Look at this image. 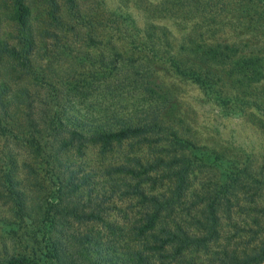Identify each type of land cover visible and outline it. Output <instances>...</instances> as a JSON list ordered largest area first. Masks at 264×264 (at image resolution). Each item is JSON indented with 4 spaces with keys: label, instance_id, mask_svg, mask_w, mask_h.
I'll list each match as a JSON object with an SVG mask.
<instances>
[{
    "label": "trees",
    "instance_id": "16d2710c",
    "mask_svg": "<svg viewBox=\"0 0 264 264\" xmlns=\"http://www.w3.org/2000/svg\"><path fill=\"white\" fill-rule=\"evenodd\" d=\"M43 1L49 27L36 35L24 0H0L15 31L13 44L0 34V139L24 148L0 150V180L22 229L14 238L30 242L7 264H264V167L165 123L174 103L158 78L176 75L204 98L244 109L260 105L250 81L262 59H245L226 42L164 47L150 22L141 46L129 38L127 53L118 48L119 23L134 27L129 13L102 18L100 32L79 0ZM225 1L247 23L264 25V0ZM106 29L121 36L106 38ZM121 89L144 94L135 117L103 107L99 92ZM91 146L100 159L86 169ZM115 198L133 204L123 226L109 217ZM69 220L86 230L65 227Z\"/></svg>",
    "mask_w": 264,
    "mask_h": 264
},
{
    "label": "rangeland",
    "instance_id": "374dc122",
    "mask_svg": "<svg viewBox=\"0 0 264 264\" xmlns=\"http://www.w3.org/2000/svg\"><path fill=\"white\" fill-rule=\"evenodd\" d=\"M3 1L4 5L9 2V0ZM79 2L85 8L84 12L87 16L94 19L97 27L102 18H113L112 13L115 10L130 14L134 27L119 23L125 41H119L118 48L127 53L134 52L126 44L129 38L134 36L137 45L141 46L142 41H139V38L142 36L145 38L144 23L150 22L155 25V32L161 34L159 38L161 46L163 44L164 47L169 48L186 43L212 46L214 43L226 42L227 45L238 44L241 53L245 54V59L260 58L264 62V25L254 27L252 22V25L247 23L238 12L228 11L230 5L225 0H196L195 4L185 5L180 4V0H79ZM155 2L159 4L147 7V4ZM24 3L30 8L29 19L35 25V34L40 35L43 28L49 27L45 22L46 4L43 0H24ZM4 12L5 10H2L0 16L1 19L3 18L0 34L13 44L11 37L15 31L11 22L4 19ZM214 12L220 14L219 19L216 15V22L206 25L205 17ZM98 30L101 32V26ZM104 35L106 38L121 36L118 32L109 29L105 30ZM41 40L39 44L45 43L48 50H51L50 41L42 38ZM43 49L38 50L40 56L44 54ZM140 63L145 68V63ZM258 72L259 75L251 78L250 86L254 87L258 96L252 99L260 105L242 109L240 104L223 107L215 101L204 98L197 86L189 81L160 71L158 78L171 93L174 103L172 109L166 113L165 123H170L183 137L190 138L200 145L224 152L239 161L250 158L264 167V65L258 67ZM99 93L104 95L101 96L104 108L120 110L121 113L131 114L130 116L135 117L136 114L132 112L136 108L145 106L144 94L138 89L129 91L121 89L110 93L104 90ZM78 102L77 108L82 113H91V109L86 111L84 106L88 103ZM9 149L13 154L23 155L24 148L19 143L0 139V150ZM98 149L99 147L91 146L84 153L86 169L99 162ZM25 182L31 183V177H27ZM4 191L5 188L0 180V264H7L11 255L30 249V242L28 243L27 239L24 238L22 243H18L14 238L16 236L14 233L21 235L22 229H19L18 220L11 211L12 204L7 202L3 195ZM131 205L133 204L115 198L113 207L109 210L110 219L123 226L125 217L131 211ZM65 227L74 232L86 230L84 223L79 224L72 220L66 221ZM85 249H89V246L86 245ZM91 254L93 252L89 251L88 255L94 257Z\"/></svg>",
    "mask_w": 264,
    "mask_h": 264
}]
</instances>
